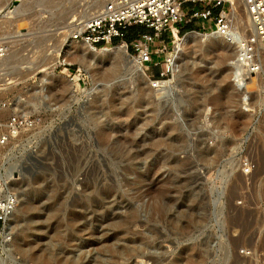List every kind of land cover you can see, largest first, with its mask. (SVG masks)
<instances>
[{
    "label": "rangeland",
    "instance_id": "rangeland-1",
    "mask_svg": "<svg viewBox=\"0 0 264 264\" xmlns=\"http://www.w3.org/2000/svg\"><path fill=\"white\" fill-rule=\"evenodd\" d=\"M22 1L8 18L10 0H0L10 43L0 60V124L14 109L32 120L0 146V178L19 200L1 256L264 264V50L245 92L230 81V47L213 35L188 40L157 95L137 78L129 47L116 59L70 38L109 0L87 10L91 0Z\"/></svg>",
    "mask_w": 264,
    "mask_h": 264
},
{
    "label": "built area",
    "instance_id": "built-area-1",
    "mask_svg": "<svg viewBox=\"0 0 264 264\" xmlns=\"http://www.w3.org/2000/svg\"><path fill=\"white\" fill-rule=\"evenodd\" d=\"M193 2L207 4L200 7L193 6ZM231 7V0H109L81 28L71 33L70 38L85 43L91 50L107 43L123 42L131 50L129 56L149 79L169 81L178 59L181 29L192 25L185 33L197 31L213 35L233 50L230 81L236 90L248 92L247 82L261 72L257 46H264V0H246L248 21L244 26L233 22ZM136 26L144 30L126 40L128 29ZM9 49L8 39L0 32V60L6 57ZM6 104L9 105L8 101L1 106ZM31 124L32 120L23 111L14 109L0 124V146L16 138ZM18 201L17 193L7 188V181L0 178L2 256L9 249L10 219Z\"/></svg>",
    "mask_w": 264,
    "mask_h": 264
},
{
    "label": "bare ground",
    "instance_id": "bare-ground-1",
    "mask_svg": "<svg viewBox=\"0 0 264 264\" xmlns=\"http://www.w3.org/2000/svg\"><path fill=\"white\" fill-rule=\"evenodd\" d=\"M21 1L22 0H10V2L8 3V5L4 8V10L1 12V14H2V16H8L9 14H10V16H8V18L9 17H11V13H12V11H14V13H15V9H17V6H19V3H21ZM232 1V7H231V11H230V15H231V17H232V20H233V22L235 23V21H237V20H239V16H238V6H237V4L239 3V1L240 0H231ZM245 1V0H244ZM23 2V4H24V2H26V0H23L22 1ZM99 3H100V1H99ZM98 3V1H96V0H91V2H90V4L88 5V6H86L85 7V10H87V9H89L91 6H96V5H98L99 4ZM241 3V2H240ZM243 3V2H242ZM104 4L103 3H100V5L99 6H103ZM22 7V6H21ZM244 9H245V24L247 23V21H248V14H247V10H246V2H244ZM18 11V10H17ZM19 11H21V9L19 10ZM18 11V12H19ZM9 13V14H8ZM8 14V15H7ZM24 14H22V16H23ZM21 16V17H22ZM23 18V17H22ZM22 18H20L19 17V19H22ZM90 18V17H89ZM89 18H86L82 23H81V27H82V25H83V23L84 22H86ZM6 19V18H5ZM4 19V17H2V19L0 20V25H1V22L2 23H4V22H6L7 20H5ZM235 20V21H234ZM247 25V24H246ZM19 27V24H17L16 25V28H18ZM17 31V30H16ZM208 36H210L209 34H203V33H200V32H197V31H191V32H187V33H185L182 37H181V39H180V41H179V43H178V49H179V53H178V56H179V54H180V52H181V50H182V47H183V45L186 43V42H188V40L189 39H198V38H201V39H206V37H208ZM212 36V35H211ZM214 38H216V39H218V40H220V41H223L222 39H220V38H218V37H215V36H213ZM86 48H88V46L85 44V43H83V42H81V45H80V47H79V50H84V49H86ZM99 48H101L100 50L101 51H104V52H111L112 54H113V57L114 58H116V59H123V58H126V57H124L123 55H124V53H125V51H126V47H125V44L123 43V42H119V43H117L116 45H110V44H105V45H102L101 47H99ZM257 48H258V50L259 49H262V50H264V46H262V45H258L257 46ZM78 52V51H77ZM127 53V52H126ZM81 54L82 53H79V55L81 56ZM126 56H128V53H127V55ZM51 59H52V57H50ZM128 58V57H127ZM129 59V62H131L132 63V65L134 66V72L137 74V78L140 80V81H144L145 83H147V84H149V86L151 87V88H154V92H155V94H157L158 95V93H160L163 89H165V87L167 86V81H156V80H152V79H149V78H147L146 77V75L144 74V72L142 71V69L140 68V66L138 65V64H136L135 63V61H134V59H132V58H128ZM56 62H57V56H54V58L52 59V62H51V65L50 66H47V65H49L50 64V62H49V64H45L47 67H44V65H42L40 68H39V70L38 71H45L46 69H48V67H50V68H52L53 66V64H56ZM39 66V65H38ZM131 66V65H130ZM42 78H43V81H46L47 80V78H46V75H42ZM250 81H251V83H249V84H247V90L249 89L250 90V88L252 87V84L254 83L253 81H254V79L253 78H251L250 79ZM71 82H72V80H71ZM248 83V82H247ZM68 84V83H67ZM45 85V84H44ZM96 85V84H95ZM166 85V86H165ZM68 86H72V84L70 83V81H69V85ZM167 88V87H166ZM43 88H41V90H42ZM163 92V91H162ZM161 92V93H162ZM216 150H214L213 152H215ZM249 156V155H248ZM261 158H262V156H261ZM260 159V158H259ZM263 161V160H262ZM260 162V161H259ZM254 163V162H253ZM263 165V164H262ZM257 170V169H256ZM8 174H9V172H7ZM6 173V174H7ZM10 176V175H9ZM77 187V186H76ZM233 188V187H232ZM236 195V194H235ZM232 196V195H231ZM227 201V200H226ZM231 203V202H230ZM17 209V208H16ZM138 225V224H137ZM236 241V240H235ZM234 247V246H233ZM3 248L2 249H0V251H1V253H3ZM0 253V254H1ZM7 256H5V257H2L1 255H0V264H18L17 263V260L13 257V256H11V255H8V254H6ZM148 262V261H147Z\"/></svg>",
    "mask_w": 264,
    "mask_h": 264
},
{
    "label": "trees",
    "instance_id": "trees-1",
    "mask_svg": "<svg viewBox=\"0 0 264 264\" xmlns=\"http://www.w3.org/2000/svg\"><path fill=\"white\" fill-rule=\"evenodd\" d=\"M192 28V25H187L184 29L188 30V29H191ZM144 30L143 27H140V26H136V27H130L128 29V33L126 35V40H130L131 38H133L138 32Z\"/></svg>",
    "mask_w": 264,
    "mask_h": 264
},
{
    "label": "water",
    "instance_id": "water-1",
    "mask_svg": "<svg viewBox=\"0 0 264 264\" xmlns=\"http://www.w3.org/2000/svg\"><path fill=\"white\" fill-rule=\"evenodd\" d=\"M189 40H193V39H189Z\"/></svg>",
    "mask_w": 264,
    "mask_h": 264
}]
</instances>
